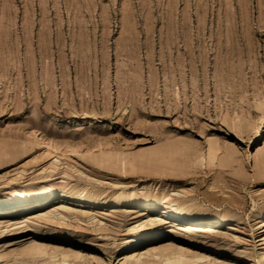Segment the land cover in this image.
<instances>
[{
	"label": "rangeland",
	"instance_id": "1",
	"mask_svg": "<svg viewBox=\"0 0 264 264\" xmlns=\"http://www.w3.org/2000/svg\"><path fill=\"white\" fill-rule=\"evenodd\" d=\"M263 122L264 0H0V151H20L33 140L30 153H46L33 133L65 142L60 151L66 143L79 145L80 154L144 155L170 143L200 151L192 154L199 167L185 177L135 168L133 175L85 171L82 180L73 169L74 175L64 173L63 162H72L52 151L56 154L45 165L56 158L63 167L45 176L36 165L17 184L27 188L45 176L64 187L30 214L73 202L88 207L90 220L77 222L60 208L63 219L55 210L52 223L28 214L39 226L1 227L0 252L38 238L89 256L92 264H120L131 251L170 245V235H176L189 241L182 246L205 253L213 264H264V226L256 215L264 208V179L229 185L233 177L255 176L253 155L264 151V130L258 140L253 137ZM207 148L222 165L202 158ZM18 164L0 166V191ZM65 192L84 194L87 201L64 198ZM122 195L129 200L115 204ZM145 197L156 204L176 199L185 218L203 211L206 218L190 222L215 227L214 235L179 231L168 223L140 229L147 213L137 202ZM13 207L4 215L16 220ZM220 214L227 221L217 225L214 216ZM59 218L61 225L55 223ZM134 236L139 243L124 246Z\"/></svg>",
	"mask_w": 264,
	"mask_h": 264
},
{
	"label": "bare ground",
	"instance_id": "2",
	"mask_svg": "<svg viewBox=\"0 0 264 264\" xmlns=\"http://www.w3.org/2000/svg\"><path fill=\"white\" fill-rule=\"evenodd\" d=\"M263 130H264V122L261 125V127L257 128V132L253 137V141L258 140V138L261 135V133L263 132ZM35 135H36V133L35 134L33 133L35 140L38 139V141H39L38 143L40 145L42 144L41 145L42 149L45 150L47 154L45 152H42V151H40V152L37 151V153H36V151H35V153L33 151V153H30V150L33 148V146L35 144V143H33V140H31L32 141L31 143L29 142L30 143L29 146L26 145V146L22 147L20 149V151H17L16 149L10 148V147H5L4 150L0 151V166H6V165H10V164L16 165V164H18L19 161H21L24 158V156H26V155L30 156V158L28 159V162H26V163L23 162L20 165L18 164L17 166H15V168L13 169L14 172L12 173L13 175L8 177L5 180V182H7L6 184H8L9 186L6 187V189H4V190L1 189L2 191H0V228L1 227L8 228L9 226L10 227L12 226V228H13L14 226H16L20 223L26 222V226H28L27 228H29V230H36V228H37L36 225H38V223H37L38 220H37V222L35 220H31L30 217L27 218V215L32 213L33 211L38 210V209H35L36 207H44L45 204H47L49 201H51L54 198V195L56 194L57 189L59 187H61V188L64 187L63 184L52 179L53 177L52 178L51 177L45 178V176H49L52 172H55L56 169L61 168V166L63 167V165H61V163H60V165H61L60 167L58 166V163H56V161L60 162V160L59 159L56 160V158H55V160H51V162H49V164L47 166L45 164H46V162L48 163V161L51 158V155H53L55 153L52 151H60L58 149H61V147L63 146V144L65 142H63V144H62L60 142L58 143V141H57V143H56V141L48 138V136L47 137L43 136L40 138L39 136H35ZM102 143H103V141H102ZM69 144L66 143L64 145V148H62L64 150L63 151L61 150L60 152H62L64 155V156L63 155L62 156L66 157V159L71 161L72 164L66 160L63 162L64 164L66 162V165H64V168L65 167L66 168L65 169L62 168V169H63L64 173L69 172L68 175L69 174L74 175L75 173L78 172L79 173L78 175H80L79 177H81L83 174L85 175L86 172H90L93 175H94V173H99L102 175H104V174L114 175V173H120L121 175H130V174L133 175V173L135 171L133 169H135V168H140L144 172L148 171L151 173H156L160 176L163 175L162 176L163 178H170L174 175L182 174V173H185V174L181 177H185L186 174H192L193 169L199 167L196 164V161H195L193 155H194V152H195V154H196V152H199V153H197V155H199L200 151H197V150H199L197 148H196L197 150L193 149L194 147H192V145H188V144L183 145L181 147H177V146L172 145L170 143V144H168L162 148L156 149V151H154L153 148H149L150 150L147 149L148 150V151H146L147 153H145V151L142 150L146 155L145 154L142 155L143 153L141 151H140L141 155H138L137 154L138 152L136 154L134 152H133L134 154H132V153L129 154L128 152L126 153V151H125V153H122L119 150L118 151L113 150L112 152H109V153H107L105 150L100 151L98 153H95L96 152L95 151L94 152L95 154H94V153H91L90 150H88L87 152H84L85 151L84 149L81 151L84 153L80 154V151H78V149H77L79 145L76 147V145L71 146L73 143L70 145ZM92 144H93V142H92ZM105 144H106V146H108L107 143H105ZM207 149H206V153H204V156L202 155V158L206 157L208 160V164L213 165L216 161H218L217 160L218 155H216L215 151H213L212 149H210V148H207ZM111 150L112 149L110 148V150H107V151H111ZM178 151H179V153H178ZM82 154H84V155H82ZM191 155H192V157H191ZM253 156H254L255 176H254V174H252V175L250 174V176H252V177H250L248 175V173H245V175H243L242 178L232 176L233 181L229 185L231 187H233V189H234V187L236 188V186L237 187L239 186V184L237 182H244V181L249 182L250 181L249 179H251V178H253V179L254 178L264 179V151H260L257 149L254 152ZM191 158H193L194 160H192ZM200 158H201V155H200ZM221 162H222V160H221ZM221 162L218 161V164L222 165ZM27 163L28 164L31 163V165L27 166ZM231 163H233V162H231ZM36 165H38L39 168H41L40 173H44L45 176L41 177L43 179H41L40 181H36V183L34 185H30L27 188L18 187L17 183H18V181H20V179H22L24 177V174L27 171V169L28 168H34ZM233 165L234 164H231V166H233ZM72 169L76 172L75 173L72 172L73 171ZM35 170H36V168L34 170H32L30 173H28V175H26L25 177H29L31 173L33 174L35 172ZM218 171L220 173H222L223 176L227 175V174H225L226 169L223 167H219ZM236 171H238L237 168L233 167V172H236ZM130 172H132V173H130ZM54 174H56V173H54ZM137 175H139V174H137ZM66 176H67V174H66ZM82 177H81V180L85 176L83 178ZM86 178H88V176ZM28 179H30V177ZM88 181L89 180H87V182ZM20 186H22V185H20ZM68 189H70V188H68ZM83 190H84V188H83ZM63 197L71 199L72 201H76L79 203L84 202L86 200L85 195L81 194V193L74 194L73 192L72 193L71 192H65ZM163 197H164V195H163ZM168 198L169 199L167 201H164L161 204L154 203L149 197H145V199H143L142 201L137 202L139 205V208H142V212L147 213V218L144 220V222L142 220V223H140L138 225L140 229L144 228V226H146V227L152 226L153 228L156 229V227L162 225L163 223L164 224L168 223V224H170L171 227H175L179 231H183V232H189V231L193 232L194 231V233L201 231L202 233H204V235H206L204 237H209L210 235H214L215 227L209 226V225L207 227H203L201 224H194V223L190 222V220H192V218H195V219L203 218V217L206 218V213H204L203 211H202V213L195 212L191 218H188V217L185 218V215H184L185 213L183 212V209H181L178 206L179 204L176 205L175 203H173V200L175 201L176 199H172L171 197H168ZM115 199L116 200L113 202L117 205L123 204L124 202L129 200V198L127 196H124V195L119 196ZM163 199H166V198H163ZM67 202H69V201H67ZM72 203H68V204L62 203V204L58 205V208L62 209L63 211L67 210L66 212H69V211H70V213L72 212L71 213L72 217H73V215H75L74 217L78 218L77 222L80 221V223H81V220H80L81 217L83 219V217L87 216L89 218V216L90 217L92 216L90 210H87L88 207L86 209H83V207L81 205H76L77 203L76 204L75 203L72 204ZM193 204H195V203H193ZM90 205H91V203H90ZM11 206H14L13 208H16L15 215H18L16 220L12 219V218H7L8 215H6V216L4 215V214H7L9 212V207H11ZM58 208H56V209L53 208V210L49 209L48 211L46 210V212H44V213H37V214L35 213V215H31V214L30 215L35 216L36 219L41 220L42 218H45L44 220H49V222H51L55 218L54 217L55 216L54 211L57 210ZM138 210H141V209H138ZM256 210H257L256 211L257 218L258 219L260 218L259 227H263L264 226V218H263L264 217V208L260 207ZM58 211L59 210H57V212ZM57 212H56V215L60 214V216H61L62 212L60 213V211H59L58 214H57ZM156 212L158 214H156ZM92 214H94V213H92ZM69 215L70 214H68V216ZM63 216H64V218H65V216L67 218V214L63 215ZM95 216H93V217L95 218ZM60 218H62V216ZM60 218H59L60 222L58 220V222H55L56 224L57 223L60 224L63 222V220H62L63 218L62 219H60ZM214 219H215V221H213V222L216 223L217 225H222L224 222L227 221V217L223 216L221 214L214 216ZM44 220H43V222H44ZM61 220H62V222H61ZM89 220H90V218H89ZM97 220H96V222H97ZM82 222H83V220H82ZM87 222H88V220H87ZM94 223H95V220H94ZM94 223H93V225H94ZM24 224L25 223H23V225ZM63 224H65V222ZM87 224H89V222ZM69 225H71V223ZM76 226L80 227V228H87L86 226L84 227L81 224L80 225L76 224ZM21 227H23V226H21ZM102 227H104V226H102ZM2 231H3V229H2ZM175 232H176V230H175ZM216 232L218 233V231H216ZM180 233H178V234H180ZM188 234L189 233H187L185 236L187 237ZM223 234L224 233H222V235ZM226 234H228V233H226ZM195 235H196V233H195ZM189 236H191V235H189ZM170 238H172V241H173L170 245H154V246H152L146 250H144V249L143 250L142 249L134 250V251H131L130 253H128L127 255L120 257L119 262H120V264H123L125 262L126 263L128 262L130 264H211L212 263V262H210L211 258L209 259L208 255H206L205 253L192 251V250H189L188 248H186L185 246H182L181 241L187 240L186 238L182 237V239H181V238H179V236H176V235H170ZM186 242H189V241L187 240ZM138 243H139V237L138 236L137 237L134 236V237H130V238L128 237L127 241L124 243V246L130 247V246L136 245ZM262 243H264V236L262 237ZM20 248L21 247H19V249L15 248L16 250L13 248L10 252H8V251L7 252H5V251L0 252V261L2 262L5 260V258L8 257V259L9 258L12 259L11 264H92V261L88 259L89 256H88V258H86L85 256H83V258H81L82 254H80L79 252H75L72 249H63L64 246L62 248V247H59V245L58 246H54V245L52 246V245H49V243L46 244V242L44 243L43 241H41L38 238H34L29 243L28 246L26 244V246H24V248L23 247L21 249ZM10 259L8 261H10ZM93 260H94V258H93ZM99 260H100V258H99ZM101 260H102V258H101ZM8 261L3 262V263L7 264ZM96 261H98V260H96ZM1 262H0V264H2ZM98 263L99 264H106V263H104L103 260L98 261ZM8 264H10V263H8Z\"/></svg>",
	"mask_w": 264,
	"mask_h": 264
}]
</instances>
